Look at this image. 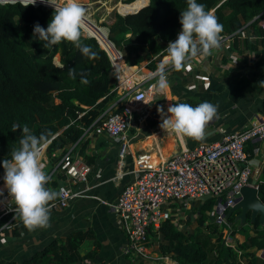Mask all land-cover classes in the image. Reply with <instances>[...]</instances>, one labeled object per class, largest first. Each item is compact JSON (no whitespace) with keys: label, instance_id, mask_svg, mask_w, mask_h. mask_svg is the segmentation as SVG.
Wrapping results in <instances>:
<instances>
[{"label":"trees","instance_id":"trees-1","mask_svg":"<svg viewBox=\"0 0 264 264\" xmlns=\"http://www.w3.org/2000/svg\"><path fill=\"white\" fill-rule=\"evenodd\" d=\"M197 3L205 5V10L218 18L223 25L222 37L241 35L245 28L262 31L258 24L264 15V0H197ZM186 7L187 0L121 3L122 12L138 9L114 12L111 21L105 24L107 33L96 23L89 32L92 35L82 31L81 43L96 53V58H89L70 42L44 48L45 42L33 37L36 23L47 28L54 7L0 0V162L10 159L13 149L19 147L26 125L36 136L50 133L49 143L44 146L49 161L47 170L53 167L49 177L55 174L65 177L64 165L74 158L73 148L69 147L80 144L84 128L106 109L121 108L116 104L109 106L117 79L112 65L120 60L119 53L128 64L147 61L146 67L155 68L167 54L164 49L168 43L177 39L182 29L180 12ZM249 48L254 46L250 43ZM70 68L75 69L74 79L68 75ZM82 75L89 80L88 84L81 83ZM14 124L20 125V130L13 132ZM49 182L55 185L59 180ZM257 185L258 197L264 203V179ZM213 202V198L195 201V205L200 204L194 206L193 213L186 211L183 228L170 217L164 219L157 228L150 229L148 244L157 246L161 254L174 258L177 264H264V259L256 254V250L264 249V224L257 218L250 222L247 212L245 222L239 225L237 210L228 219L244 238L224 243L219 222L208 219ZM14 216L13 212L3 215L0 225L8 221L12 233L17 234L25 226ZM84 239L85 232L72 231L63 238L51 239L20 261L0 257V264H93L87 260L93 251L79 250Z\"/></svg>","mask_w":264,"mask_h":264},{"label":"crops","instance_id":"crops-1","mask_svg":"<svg viewBox=\"0 0 264 264\" xmlns=\"http://www.w3.org/2000/svg\"><path fill=\"white\" fill-rule=\"evenodd\" d=\"M258 25L261 32L245 28L241 35L223 36L221 47L213 50L212 55L197 56L181 71L166 70L169 87L164 91L156 87L158 77L154 73L166 55L157 62L155 68L150 69L146 67L147 61L133 67L134 64L125 62L119 51L117 69L120 68V74H115L120 76L123 83L117 86L116 79L112 88L114 97L109 106L128 85L134 84L147 91V97L139 110L133 111L132 124L126 131L127 146L122 163L119 162L118 143L101 129V118L98 117L84 128L80 144L74 143L69 147L73 148L74 158L90 166L87 179L66 181L65 177L55 174L50 180L59 182L46 185L56 191L59 184L66 183L78 194L63 207L57 205V199L50 203V220L46 228L34 231L22 228L19 233L13 234L10 224L5 225L8 221L0 225V257L20 261L53 238H63L72 231H82L85 232V239L79 250L93 251L88 261L93 264H136L122 251L126 236L112 210L120 188L132 175L124 173L115 177L116 173L124 169L131 170L133 158L139 152L146 151L152 160L161 161L182 148L191 147L197 142L220 140L224 132L264 118V27L260 25V20ZM250 43L254 48H249ZM202 102L218 106V115L206 126L203 140L182 139L161 129L162 115H169V106L187 103L195 107ZM254 145L259 150L248 158V164L250 182L258 184L264 179V139H253L247 143L249 150ZM42 164L48 168L46 155ZM52 168L45 172L48 176ZM3 185L0 183L2 192L6 189ZM175 218L176 225L183 228V220ZM236 238L242 240L244 235L234 230L232 242ZM151 248L159 258L142 261V264H177L174 258L161 254L157 246L151 244ZM256 254L264 259V249L256 250Z\"/></svg>","mask_w":264,"mask_h":264},{"label":"built area","instance_id":"built-area-1","mask_svg":"<svg viewBox=\"0 0 264 264\" xmlns=\"http://www.w3.org/2000/svg\"><path fill=\"white\" fill-rule=\"evenodd\" d=\"M260 25L264 27V15L260 19ZM112 68L120 71V68L116 69L113 65ZM116 77L117 86L121 85L123 82L119 79L120 76ZM146 97L145 89L134 84L128 85L116 95L113 103L119 105L120 110L106 109L100 115L101 129L119 145L120 163L125 157L126 131L132 124L133 111L139 110ZM253 139H264V118L226 131L220 140L197 142L191 147L182 148L161 161L152 160L146 151L137 153L133 158L132 169L118 171L115 175H132L122 185L112 204V210L126 236L123 253L129 255L136 264L159 258L151 244H148L150 229L157 228L168 217L176 223L172 210L176 214L186 211L193 213L194 206L198 207L200 204L195 205L194 202L200 201L199 198L203 195L214 199L208 219L219 222L224 233V243L232 242L234 223L226 217V213L235 203V194L240 187L250 183L249 153L259 150L256 145L250 150L246 148L247 143ZM64 166L66 181H85L90 171V166L79 158H73ZM56 191L61 193L57 198V205L60 207L78 194V191L66 183L59 184ZM13 207L5 189L3 195H0V218L14 212ZM5 225L8 226V222Z\"/></svg>","mask_w":264,"mask_h":264},{"label":"clouds","instance_id":"clouds-1","mask_svg":"<svg viewBox=\"0 0 264 264\" xmlns=\"http://www.w3.org/2000/svg\"><path fill=\"white\" fill-rule=\"evenodd\" d=\"M23 2L28 6L35 5L37 0ZM40 2L53 6L54 11L46 29L39 23L34 25L33 37L45 42L44 48L70 42L83 55L96 58L91 47L81 43L82 30L87 20V10L81 0ZM179 23L182 29L177 39L169 42L164 49L167 54L154 73L158 77L156 87L160 91L169 87L166 70L181 71L192 59L210 56L213 50L221 47L223 25L197 0H187L186 9L180 12ZM59 67L62 69L63 65ZM68 75L74 79L75 69L70 68ZM81 83L88 84L89 80L82 75ZM167 113L169 115H162L161 129L182 139L187 137L201 141L205 138L206 126L218 115V106L210 102H202L195 107L187 103H175L168 107ZM12 130H20V125L14 124ZM49 136L50 133L36 136L25 125L19 147L13 149L10 159L0 162V167L4 170V186L10 197V204L14 205V219L18 218L29 231L49 226L50 203L61 194L46 187L50 177L44 171L41 154L44 146L49 143ZM0 195H3L2 191Z\"/></svg>","mask_w":264,"mask_h":264},{"label":"water","instance_id":"water-1","mask_svg":"<svg viewBox=\"0 0 264 264\" xmlns=\"http://www.w3.org/2000/svg\"><path fill=\"white\" fill-rule=\"evenodd\" d=\"M36 3H41V2L40 0H37ZM135 10L120 12V13L133 12ZM87 34L92 35L91 33H87ZM208 198L209 195H203L199 198V200L201 202H204ZM237 210L239 211L236 213V218L239 219V223H238L239 225L245 222L247 212H249L250 222H254L257 218L260 224H264V203L258 197V185L255 184V182H250L240 187L239 191L235 194V203L229 207L226 213V217H228L231 213L236 212Z\"/></svg>","mask_w":264,"mask_h":264},{"label":"rangeland","instance_id":"rangeland-1","mask_svg":"<svg viewBox=\"0 0 264 264\" xmlns=\"http://www.w3.org/2000/svg\"><path fill=\"white\" fill-rule=\"evenodd\" d=\"M129 1L130 0H81L82 5L87 10V20L85 21V26L82 31L85 33L86 32L89 33L93 25L96 23L99 26H102L105 32L107 33L108 28L105 24L111 21V18L114 12H122L119 9V6L121 3H127ZM56 2L59 3L60 0H56ZM142 62H140L139 64L141 65ZM132 66L136 67L137 64H134ZM115 73L120 74L118 71H116ZM45 155L46 154L44 153V149H43L42 154H41L42 161ZM47 169H48L47 166H44L45 172L47 171ZM3 176H4V172L0 173V183H4ZM172 212H174V216L177 217V220L183 219L182 215H184L185 212L184 213L182 212L179 214L178 213L176 214L175 210H172Z\"/></svg>","mask_w":264,"mask_h":264},{"label":"bare ground","instance_id":"bare-ground-1","mask_svg":"<svg viewBox=\"0 0 264 264\" xmlns=\"http://www.w3.org/2000/svg\"><path fill=\"white\" fill-rule=\"evenodd\" d=\"M113 66L117 69L118 68V63L116 62Z\"/></svg>","mask_w":264,"mask_h":264}]
</instances>
